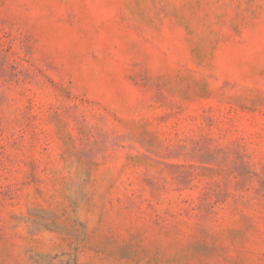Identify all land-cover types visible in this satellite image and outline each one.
Returning <instances> with one entry per match:
<instances>
[{
    "label": "rangeland",
    "instance_id": "1",
    "mask_svg": "<svg viewBox=\"0 0 264 264\" xmlns=\"http://www.w3.org/2000/svg\"><path fill=\"white\" fill-rule=\"evenodd\" d=\"M0 264H264V0H0Z\"/></svg>",
    "mask_w": 264,
    "mask_h": 264
}]
</instances>
